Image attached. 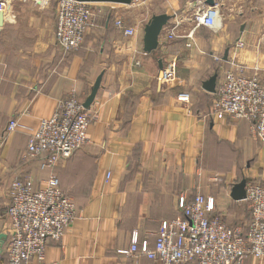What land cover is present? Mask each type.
<instances>
[{
  "label": "crops",
  "instance_id": "crops-1",
  "mask_svg": "<svg viewBox=\"0 0 264 264\" xmlns=\"http://www.w3.org/2000/svg\"><path fill=\"white\" fill-rule=\"evenodd\" d=\"M135 1L97 4L100 22L71 53L57 44L56 19L49 22L32 2L6 13L0 27V264H9L10 185L27 175L39 187L55 175L75 203L65 235L48 242L51 264H160L119 250L134 233L154 247L161 222L179 215L182 195L214 197L230 228L248 225L247 202L231 193L242 180L264 183V143L249 121L214 115L216 92L202 85L216 74L217 90L229 70L264 80V0H227L244 5L219 29L194 22L206 0ZM119 13L134 36L116 28ZM159 14L171 18L149 53L144 29ZM161 63L164 70L174 63V81L161 78ZM100 75L87 142L54 168H41L42 159L28 154L30 135L68 97L84 103ZM12 119L19 126L9 132ZM245 264H264V258L248 256Z\"/></svg>",
  "mask_w": 264,
  "mask_h": 264
},
{
  "label": "built area",
  "instance_id": "built-area-1",
  "mask_svg": "<svg viewBox=\"0 0 264 264\" xmlns=\"http://www.w3.org/2000/svg\"><path fill=\"white\" fill-rule=\"evenodd\" d=\"M14 0H0V13L11 9ZM40 8L56 4V38L64 53L79 50L92 26L94 8L90 2L79 0H24ZM197 26L213 29L222 27L218 5L199 10L194 16ZM115 26L124 35L132 37L135 28L122 17ZM174 33H170L172 37ZM176 78L174 63L164 70L162 79L172 82ZM180 100L189 96L181 94ZM212 111L218 118L244 119L252 124L256 139L264 143V80L257 74L244 75L229 70L217 88ZM94 119L74 95L62 101L53 114L43 118L28 139V154L42 159L41 168L52 169L69 158L87 142L89 126ZM17 119L9 121L7 131L18 128ZM246 198L251 211L247 234L230 228L216 213L214 197L202 194L178 200L180 215L162 221L154 247L140 242L137 233L128 248L120 254L138 253L160 264H245L248 256L264 258V183L246 184ZM8 215L12 233L7 247L9 264H51L46 261L49 240H61L76 216L74 200L60 187L55 175L45 184L37 186L27 175L14 179L9 189ZM55 264V263H54Z\"/></svg>",
  "mask_w": 264,
  "mask_h": 264
},
{
  "label": "water",
  "instance_id": "water-1",
  "mask_svg": "<svg viewBox=\"0 0 264 264\" xmlns=\"http://www.w3.org/2000/svg\"><path fill=\"white\" fill-rule=\"evenodd\" d=\"M84 2H90V3H117V4H131L135 0H79ZM206 4L210 7H214L217 5V0H206ZM170 16L166 14H159L154 15L148 24L145 26V37H144V50L146 52H153L157 49L159 44V36L161 35V32L164 28V26L168 23L170 20ZM4 25V14L0 13V27ZM228 58V51L225 52V60ZM161 68V78L164 74V69L162 63L160 64ZM216 79L217 75L214 74L211 76L208 80L203 82L202 87L208 91L215 93L216 92ZM102 75L98 76L94 86L92 87L91 93L83 103L84 108L90 109V106L92 105L96 94L98 92V89L101 85ZM246 180H242L241 182L234 185L232 190V197L234 200H244L246 198Z\"/></svg>",
  "mask_w": 264,
  "mask_h": 264
},
{
  "label": "rangeland",
  "instance_id": "rangeland-1",
  "mask_svg": "<svg viewBox=\"0 0 264 264\" xmlns=\"http://www.w3.org/2000/svg\"><path fill=\"white\" fill-rule=\"evenodd\" d=\"M28 1H24V0H14L13 1V3H12V5H14V9L16 10H19V11H22L23 9H21V8H23L22 6H21V8H20V3H27ZM135 2H137V0L135 1ZM138 2H141V0L140 1H138ZM97 4H100V3H94L93 4V8H94V16H93V23H92V26L94 25V24H97L98 23V20H99V22H100V19L102 18V16L100 15V13H99V11H98V9H97V7L96 6H98ZM241 4L242 5H244V1H241L240 2V4H239V2H236L235 4L234 3H232L231 1H223V2H221V0H217V5H218V8H219V14H220V16H221V19H222V26L223 25H227L228 23H229V21H230V19H228V16H230L231 15V13L233 12V11H235L238 7H240L241 6ZM35 5V4H34ZM143 6H146V5H144V4H142ZM36 6V5H35ZM34 6V7H35ZM36 8V7H35ZM122 8V7H121ZM150 8H154V7H151L150 6ZM16 10V11H17ZM142 10V13L144 14V15H146L147 17H148V15H149V13L151 12V10H149V8H144V9H141ZM38 11H39V14H43V15H45L47 18H48V20H49V22H52V20H55L56 19V4L55 3H52V4H50L49 6H47V7H45V8H38ZM37 11V12H38ZM139 13V12H138ZM120 15H122L121 13H119L118 14V16H117V18L118 17H120ZM138 15H140L139 17H142V15L141 14H138ZM123 17V16H122ZM230 25V24H229ZM235 26H236V24H234ZM233 25V26H234ZM91 26V27H92ZM164 69V68H163ZM246 206H247V204H246ZM248 207V206H247Z\"/></svg>",
  "mask_w": 264,
  "mask_h": 264
},
{
  "label": "trees",
  "instance_id": "trees-1",
  "mask_svg": "<svg viewBox=\"0 0 264 264\" xmlns=\"http://www.w3.org/2000/svg\"><path fill=\"white\" fill-rule=\"evenodd\" d=\"M115 24V23H114ZM248 205V204H247ZM180 212V211H179ZM251 212V211H250ZM179 215H180V213H179ZM178 215V216H179ZM251 222V214H250V220H249V223ZM249 223H248V225L245 227V229L243 230V232H244V235H246L247 234V231H248V226H249ZM141 242V241H140Z\"/></svg>",
  "mask_w": 264,
  "mask_h": 264
}]
</instances>
